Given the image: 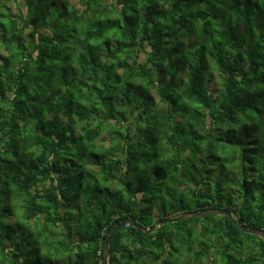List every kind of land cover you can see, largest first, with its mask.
<instances>
[{
    "label": "trees",
    "instance_id": "trees-1",
    "mask_svg": "<svg viewBox=\"0 0 264 264\" xmlns=\"http://www.w3.org/2000/svg\"><path fill=\"white\" fill-rule=\"evenodd\" d=\"M23 3L0 0V264H103L116 221L203 209L264 231V0ZM109 258L264 264V242L208 215L121 228Z\"/></svg>",
    "mask_w": 264,
    "mask_h": 264
},
{
    "label": "water",
    "instance_id": "water-1",
    "mask_svg": "<svg viewBox=\"0 0 264 264\" xmlns=\"http://www.w3.org/2000/svg\"><path fill=\"white\" fill-rule=\"evenodd\" d=\"M208 215L226 216L238 227L239 230H241L242 232H245V233L252 234V235L260 238L264 242V231L263 230L252 228V227H247V226L243 225L240 222V220L233 218L232 213L230 211L222 210L219 208L203 209L200 211H188V212L182 213L178 216L161 219L155 225H153L152 227L147 228L145 230H142L140 228V226L134 222L125 221V220H118L110 228L109 232L107 233L106 239L104 241L103 255H102L103 264H110V258H109L110 243H111V240L114 237L115 233L117 232V230H119L121 228L131 226V227L136 228L140 232V234L145 235L147 233H151L157 227H159V226H161L167 222H177V221L187 220V219H190L192 217H202V216H208Z\"/></svg>",
    "mask_w": 264,
    "mask_h": 264
},
{
    "label": "rangeland",
    "instance_id": "rangeland-1",
    "mask_svg": "<svg viewBox=\"0 0 264 264\" xmlns=\"http://www.w3.org/2000/svg\"><path fill=\"white\" fill-rule=\"evenodd\" d=\"M76 0H71V2H75ZM108 2H113V1H115V0H107ZM13 2H15V6H17L18 7V9L19 8H23L24 7V3H23V0H10V4L12 5L13 4ZM142 56H144V54L142 55ZM213 74L215 75V80L212 82V88H216V87H218V84H219V81H218V79H217V77L219 76V74L217 73V71L216 70H213ZM178 79L180 80V81H185V79H186V77L184 76V75H181V77L179 76L178 77ZM12 220V219H11Z\"/></svg>",
    "mask_w": 264,
    "mask_h": 264
}]
</instances>
